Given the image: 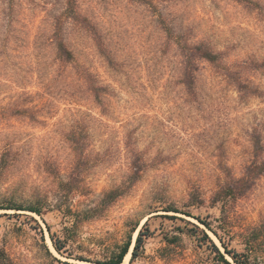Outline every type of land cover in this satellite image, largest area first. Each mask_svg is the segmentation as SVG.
Returning a JSON list of instances; mask_svg holds the SVG:
<instances>
[{
  "label": "rangeland",
  "instance_id": "obj_1",
  "mask_svg": "<svg viewBox=\"0 0 264 264\" xmlns=\"http://www.w3.org/2000/svg\"><path fill=\"white\" fill-rule=\"evenodd\" d=\"M57 20L74 63L56 58ZM198 43L224 65L202 62L192 97L181 48ZM16 99L37 113L3 110ZM0 207L17 264H99L129 241L128 264H226L214 245L264 264V0H0Z\"/></svg>",
  "mask_w": 264,
  "mask_h": 264
},
{
  "label": "trees",
  "instance_id": "obj_2",
  "mask_svg": "<svg viewBox=\"0 0 264 264\" xmlns=\"http://www.w3.org/2000/svg\"><path fill=\"white\" fill-rule=\"evenodd\" d=\"M132 1H143V0H132ZM71 10H73V6L71 5ZM77 25H80L84 30L90 32L94 36V40H96V45L99 48L100 52L104 55L107 56L108 61L111 63L113 62V59L107 55V50L105 46L103 45V42L100 38V35L97 31L96 26L90 22L89 20H75ZM66 22L57 20L55 24L53 25V33L51 37V43L54 47L56 58L58 61H60L63 64H71L76 61V55L73 49L70 47L67 38L65 37L64 34V29H65ZM182 46V45H181ZM181 56L183 59L182 62V73H181V82L184 85L187 93L194 97L197 95V79H198V74L201 69V64L202 62H207L213 67L216 68H221V66L224 65L223 63V53L221 52H216L210 45H207L205 43H198V44H191V45H184L181 48ZM228 76V75H227ZM84 80L86 81L87 84H89L90 90L92 91L93 95L96 97V99L101 103L103 102V96L104 93H106L107 89L104 86H100L97 83V78L96 76L91 73V72H85L84 75ZM237 88L240 92H244L246 89L251 88L249 84L241 81L239 79L237 83ZM26 95L24 93L21 97ZM31 95H27V98L25 101H28ZM20 100V99H19ZM19 100H15L14 103H12L10 106L4 107L3 110L10 111L12 115L14 116H21V115H26V114H36L37 111L34 107H27L25 105H21ZM72 142L74 144H78L80 142L79 138H77V135L73 133ZM254 143H259V140L257 137H253ZM141 159L137 158L135 161V170L133 171V174L137 177H139L142 174L143 171V165H141ZM119 189L112 190L106 194V200L103 202V205L109 206L111 202H113L119 195L118 193ZM111 201H108V199ZM10 209H15V210H26L24 207H9ZM43 207L39 204H33L32 206L28 207L27 210L36 213L38 215H42L43 213ZM0 209H4V207H0ZM172 211V209H170ZM174 212H178L174 210ZM222 222L227 220L226 216V211L223 209L222 211ZM208 228H210L215 235L219 238L221 243H223V238L220 237L219 233L217 231H214L211 227V225L208 223L206 224ZM153 232L150 230L148 223L145 224L144 228L140 231L136 244L134 247L133 251V259L137 258L142 250L145 247L146 240L151 237ZM207 238L208 235H206ZM210 240V239H209ZM211 241V240H210ZM212 242V241H211ZM132 243L129 241L127 242L123 247H121L120 251L118 253H115L113 257H111L109 260L99 263V264H122L126 258V256L129 254L130 248H131ZM224 245V243H223ZM215 249L219 253L220 257L226 264H231L225 257L222 255L221 251L218 249L216 245H214ZM54 248L58 253H61L63 249L65 248L63 245H59L58 242L54 241ZM227 250V253L230 255L232 260L236 264H252L249 258V254H241L237 253L235 251H230L227 247H225ZM251 252V249H250ZM251 254V253H250ZM56 258V257H55ZM58 261V259H55ZM0 264H17L14 262V260L10 257V255L4 250L0 249Z\"/></svg>",
  "mask_w": 264,
  "mask_h": 264
},
{
  "label": "bare ground",
  "instance_id": "obj_3",
  "mask_svg": "<svg viewBox=\"0 0 264 264\" xmlns=\"http://www.w3.org/2000/svg\"><path fill=\"white\" fill-rule=\"evenodd\" d=\"M130 253L126 256V258H125V260H124V262L122 263V264H128V262H129V258H130Z\"/></svg>",
  "mask_w": 264,
  "mask_h": 264
}]
</instances>
